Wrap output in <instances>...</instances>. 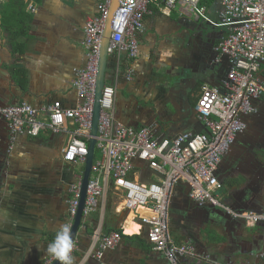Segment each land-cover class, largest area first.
<instances>
[{
  "label": "crops",
  "instance_id": "1",
  "mask_svg": "<svg viewBox=\"0 0 264 264\" xmlns=\"http://www.w3.org/2000/svg\"><path fill=\"white\" fill-rule=\"evenodd\" d=\"M98 2L0 0V106L25 101L45 114L46 106L56 100L64 107L78 102L72 88V68L86 60L81 44L83 28L85 21L96 15ZM30 3L34 11L28 10ZM201 3L207 16L217 21L219 0ZM148 7L143 29L135 33L137 57L125 58L122 65L124 51L120 50L109 63L110 75L114 74L110 85L116 87L113 115L134 128L152 123L162 137L205 131L192 107L202 84L221 87L226 77L228 58L216 54L214 46L227 30L197 25L205 20L187 14L180 5L169 14L152 2ZM126 64L133 70L131 80L119 74V68ZM179 72L189 79L181 81ZM259 74L264 76V64ZM252 103L256 111L244 116L246 130L236 137L219 166L222 180H243V187L238 183L224 186L232 205L240 210H245L243 197L247 193L264 196V159L256 157L264 151V92ZM65 127L67 131L57 134L45 129L37 136L12 139L8 123L0 119V264L52 262L47 263L52 257L46 252L47 244L68 219L67 189L81 179L83 171V163L66 164L62 159L61 149L74 125L66 120ZM247 149L251 152L244 158ZM134 167L139 180L143 170H147L143 173L146 180L154 177L155 172L145 164ZM183 189L178 184L170 200L169 220L182 233L173 241L193 245L201 256L182 259L184 264H264V227H249L201 209ZM110 195L125 205L112 189L100 197L96 210L86 216L89 228L78 231L72 252L74 264H169L147 242L143 229L127 234L122 222L110 224V216L119 206L116 203L112 211L109 209ZM111 230L122 231L120 242L104 251L100 259L93 258L101 235Z\"/></svg>",
  "mask_w": 264,
  "mask_h": 264
},
{
  "label": "built area",
  "instance_id": "2",
  "mask_svg": "<svg viewBox=\"0 0 264 264\" xmlns=\"http://www.w3.org/2000/svg\"><path fill=\"white\" fill-rule=\"evenodd\" d=\"M151 2L164 14L180 5L187 14L193 13L196 18L224 27L227 34L216 43L214 51L228 58L229 68L221 87L206 83L200 86L194 110L205 131L182 132L172 138L155 135L150 126L134 128L115 119L112 112L115 87L105 84L99 98L95 143L100 156L94 159L82 215L86 217L95 211L100 197L112 189L123 198L126 207L133 209L135 223L140 228L147 227V242L161 252L169 264H184L182 259L201 256L193 245L175 243L168 230L172 190L179 182L187 187L188 198L197 206L209 204L249 227H264V212L240 210L219 200L224 185L216 174L222 154L244 129V116L255 112L252 101L263 90L259 70L264 64V0H219L217 21L207 16L201 0H119L111 17L108 53L122 50L130 60L137 57L135 33L142 31L143 18ZM110 3L111 0H100L96 15L88 18L84 26L81 44L86 65L76 72L73 81L78 98L73 107H64L56 100L46 106L44 114L25 101L0 106V115L6 119L13 137L37 136L45 129L61 133L67 131L65 122L70 120L74 128L69 131L61 154L62 159L71 164H82L88 154L99 49ZM28 10L34 11L35 6L28 4ZM132 75L133 70L128 68L126 80ZM136 160L145 162L155 172L150 182L138 179L134 171ZM69 194L66 223L72 224L80 196V177L70 185ZM121 238L119 230L101 235L95 257L100 259L104 251L114 248ZM53 259L51 257L47 263ZM202 259L210 261L208 256Z\"/></svg>",
  "mask_w": 264,
  "mask_h": 264
},
{
  "label": "water",
  "instance_id": "3",
  "mask_svg": "<svg viewBox=\"0 0 264 264\" xmlns=\"http://www.w3.org/2000/svg\"><path fill=\"white\" fill-rule=\"evenodd\" d=\"M118 3H119V0H111V3L109 5V10H108V15H107L105 23H104V28H103L102 37H101V43H100V49H99V57H98V71H97L96 83H95V95H94V103H93V112H92V118H91V127H90V131H89V136H88V139H87L88 154L86 155L85 160L83 162V171H82L81 179H80V196H79V201H78V205H77V210H76V213H75V215L73 217L72 224H71V226H72V238H73L74 244H75V239L77 237L78 231L80 229H82V227L84 229H86V230L89 228L88 225L85 224L87 217H84L82 215V210H83L84 203H85L87 183L89 181L91 169H92V166H93V163H94V159H95V143H96V135H97V122H98V117H99V114H100L99 98H100V95H101L102 87L106 84L107 77L109 78V84H113L111 82H113V80H114V74H111V75H110V73L108 74L107 67H108L109 63L111 62V60L116 55V53H114V52L108 53L107 48H108V44L110 42L111 17H112L113 11L117 8ZM194 22H196V21H194ZM201 24H204V25H207V24L209 25L210 24V25H212L210 22H208L206 20H205V23H202V21H201L197 25H201ZM84 52H85V49H84ZM215 53L217 54L216 51H215ZM122 56H123V59H122L121 64L123 65V64H125V62H124L125 58L126 59H128V58H127L126 52H124V55H122ZM85 65H86V60L83 62V64L81 66L72 68L73 76H74L73 77V81L76 78V72L78 70H80V69H84ZM128 68H130L129 64L128 65L126 64L125 67L121 66L119 68L120 69L119 74H125L127 72ZM259 76L261 78H264L263 75L261 76L259 74ZM178 77L181 78V81L189 79L184 72H179ZM73 81H72V88L74 89ZM115 97H116V87H115ZM5 105H7V104H5ZM252 105L254 106V103H252ZM192 110L195 113L194 106L192 107ZM114 118L117 119L115 116H114ZM0 119L4 120L5 123H7L6 119L2 115H0ZM198 121H199L200 125L205 129L203 123L200 120H198ZM124 124H126V123H124ZM126 125L130 126V124H126ZM146 126H150L153 129L154 134L157 135V136H160L159 131L155 129V126L152 123H147ZM182 132H191V133L195 134V133H198L200 131H198V130H196V131H181V133ZM9 133H10V131H9ZM10 136H11L12 139H15L18 135H14V137H13V135L11 134ZM160 137H162V136H160ZM261 149H264V148H261ZM260 154H261V158L260 159H264V151H261ZM262 161L264 162V160H262ZM65 163L66 164H71V163L66 162V161H65ZM136 163L139 164V165L145 164L146 169H148L150 171H153L150 168H148L147 164L145 162H143V161L136 160V161H134V164H136ZM72 165H74V164H72ZM143 173L147 174V170H143V172L141 173L142 177H141L140 181L146 182V183L150 182L152 179L149 178L148 180H146L144 178ZM216 174L218 175V179L223 183L224 186H229L230 187V185H232L231 183H234V184L238 183L237 185H240V187L244 186L242 179H237L236 177H234V178H231V179H227V181H224V180H222L220 178L219 172H217ZM179 184L182 185L181 182H179ZM183 188H184L183 190L186 191V196L188 197V193H187L188 189H187V187L184 184H183ZM248 194H250V193H247V195H244V197H243L245 199L243 201V203L245 204V207H243V208H245V210L246 209L251 210V207L255 206V207L260 208L259 210H255V211L264 212V205H260L259 204V202H262V201L264 202V196H261L262 198H259L258 196L254 197V195L249 196ZM200 208L204 209V210L210 209V210L216 212L217 214H219L222 218L225 217V218L232 219L222 209L216 208V207L211 206L209 204L203 205ZM204 213H206V211H204ZM141 229H143L145 231V235H146L147 227L142 226ZM99 237H100V235L98 236V239H99ZM98 250H99V243H98V247L96 249V252H94V253L96 254ZM95 254L92 255L93 258H95ZM50 264H59V262L57 260L53 259Z\"/></svg>",
  "mask_w": 264,
  "mask_h": 264
},
{
  "label": "clouds",
  "instance_id": "4",
  "mask_svg": "<svg viewBox=\"0 0 264 264\" xmlns=\"http://www.w3.org/2000/svg\"><path fill=\"white\" fill-rule=\"evenodd\" d=\"M73 248L72 226L65 223L59 226L54 239L47 244L46 252L59 264H74Z\"/></svg>",
  "mask_w": 264,
  "mask_h": 264
},
{
  "label": "rangeland",
  "instance_id": "5",
  "mask_svg": "<svg viewBox=\"0 0 264 264\" xmlns=\"http://www.w3.org/2000/svg\"><path fill=\"white\" fill-rule=\"evenodd\" d=\"M107 72L108 74L110 73V66L108 65L107 67ZM106 84H109V78L107 77L106 79ZM95 156L96 157H99L100 156V152L99 150H95ZM256 157L257 159L261 158V154L259 152L256 153ZM179 184V183H178ZM178 184L176 185V187L178 186ZM181 186V184H179ZM113 195H110V198H109V209L112 211L114 209V206L116 203H118V199L117 197L113 196ZM219 200L230 206V207H233L235 208L233 205H232V202L230 201V199L228 198V195L224 192V189L220 191L219 193ZM120 206L117 207L116 211L114 213L111 214L110 216V223L111 222H114V221H119L121 220L122 218H124L126 216V214L130 213L128 212L126 209H123V201L121 200L120 202V199H119V203H118ZM121 207V208H120ZM170 217V216H169ZM168 230H169V233H170V236H171V239H176V238H180V235L182 236V233L176 228V226L172 223V221L170 222L169 220V226H168Z\"/></svg>",
  "mask_w": 264,
  "mask_h": 264
},
{
  "label": "bare ground",
  "instance_id": "6",
  "mask_svg": "<svg viewBox=\"0 0 264 264\" xmlns=\"http://www.w3.org/2000/svg\"><path fill=\"white\" fill-rule=\"evenodd\" d=\"M122 208L130 212L126 214V216L122 219V224H124V232L127 234H134L138 232L139 226L138 224L135 223V216L133 209L130 207H126L125 205Z\"/></svg>",
  "mask_w": 264,
  "mask_h": 264
},
{
  "label": "flooded vegetation",
  "instance_id": "7",
  "mask_svg": "<svg viewBox=\"0 0 264 264\" xmlns=\"http://www.w3.org/2000/svg\"><path fill=\"white\" fill-rule=\"evenodd\" d=\"M99 3V2H98ZM98 3L96 4V6L98 5ZM87 21V20H86ZM86 21H85V24H86ZM85 24H84V26H85ZM84 29V28H83ZM132 79V78H131ZM130 79V80H131ZM263 92H264V83H263V90H262V93L256 98V99H258L262 94H263ZM254 107H255V105H254ZM256 109V108H255ZM256 111V110H255ZM246 130V123H245V127H244V129L241 131V132H239L237 135H236V137L240 134V133H243L244 131ZM236 137H235V139H236ZM235 139L233 140V142L230 144V146H229V148L226 150V152L224 153V154H222V156H221V158H220V160H219V163H218V166H217V170H216V173L217 172H219V166H220V164H221V161H222V159H223V157L229 152V150L231 149V147H232V145H233V143L235 142ZM249 152H251V150L250 149H247L246 150V153H243V157L245 158V157H247L246 155L247 154H249ZM233 154L235 155V153L233 152ZM240 156V155H239ZM238 166V165H237ZM237 168V167H236ZM233 169L234 171H232V173H235V171H237V169ZM224 189V188H223ZM67 192H68V195H69V188L67 189ZM68 199H69V196H68V198H67V205H68Z\"/></svg>",
  "mask_w": 264,
  "mask_h": 264
},
{
  "label": "trees",
  "instance_id": "8",
  "mask_svg": "<svg viewBox=\"0 0 264 264\" xmlns=\"http://www.w3.org/2000/svg\"><path fill=\"white\" fill-rule=\"evenodd\" d=\"M201 3V2H200ZM202 4V3H201ZM123 219V218H122ZM122 219L121 220H119L120 222H122ZM119 221H114V222H111L110 224L112 225V224H114V223H116V222H119Z\"/></svg>",
  "mask_w": 264,
  "mask_h": 264
}]
</instances>
